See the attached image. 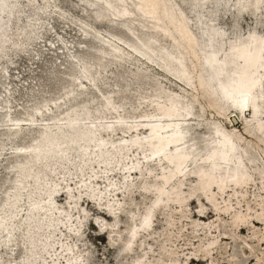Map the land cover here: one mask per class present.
Segmentation results:
<instances>
[{"label":"bare ground","instance_id":"6f19581e","mask_svg":"<svg viewBox=\"0 0 264 264\" xmlns=\"http://www.w3.org/2000/svg\"><path fill=\"white\" fill-rule=\"evenodd\" d=\"M79 1L87 5L86 9H81L84 21L80 24L86 45L94 49V42L104 41L100 50L84 56L83 65L87 71H92L91 60L102 70L109 63L104 60L106 54L110 55L113 61H119L123 59L122 53L128 54L127 51H131L135 53V60H144L149 65L161 68L163 73L172 74L181 80L189 87L183 85L185 90L192 91L195 98L199 89L206 91L207 85L199 73L204 63L201 45L205 39L196 34L185 11L192 5V0L183 4L178 0ZM247 2L250 5V9L246 10L248 14L260 9H254L260 0ZM6 6L5 0H0V26L3 13L8 9ZM55 7L59 6L55 4ZM54 11L62 18H67L65 11ZM72 18L70 20H73ZM112 21L117 25L107 23ZM102 29L108 31L111 36H102ZM140 30L147 34H139ZM160 37L169 44L168 47L156 43ZM117 41L125 45L124 48L118 47ZM257 47L260 45H254L249 53L247 47H242L237 49L235 54L252 62L251 67L255 66L264 71V55L255 50ZM187 58L191 62V68L187 66ZM173 66L177 70H172ZM218 70L217 81H227L229 77L223 75L222 77H226L222 78L219 74L220 68ZM75 73V67L67 66L63 79L51 76L47 91L58 93L64 92L63 89L70 90L69 86L74 82ZM131 75L137 81L147 80L146 74L140 69L134 70ZM251 76L252 73L248 75V79ZM260 82L257 77L253 86L248 89L239 84L237 99L232 98L228 81L223 87L224 95L232 99L231 111L238 115L244 129L248 126L246 110L252 103H257L255 100L264 96L263 88L259 87ZM117 93L108 91L103 94L101 108L91 106L89 97L80 101L75 108L70 107L52 115L48 123L35 130V136L27 145L24 141L27 131L33 125L32 112H28L23 120L15 119V125L9 129L0 131L1 136L15 142L13 156L22 158L12 167L11 192L7 186L0 197V252L13 254L14 248L9 247L8 243L15 235H18L19 239L14 237L15 243L12 246L22 248L17 252L18 259L15 258V262L12 263V260L9 264H86L83 250L71 242L79 239L77 233L80 232L81 220L85 217L84 214L81 215V210L86 211L82 207L83 204L77 209L82 201V193L93 201L96 210H103L105 213H101L112 219L117 218V211L123 207L119 195H123L125 199L126 195L130 197L133 189L139 188L142 194H149V202L145 204L142 212L136 214L134 210L131 211V225L126 228L119 246L123 257L129 255L138 240L149 236L152 218L156 211H162L164 231L161 235L164 237L158 256L150 255L144 248L130 264H193L194 261L218 264L210 256L217 249L219 241L229 236L235 239L234 231L242 230L239 228L241 224L248 222L254 229L258 222L253 218L264 222V150L250 160L256 163L251 165L255 169L253 174L241 156H238L241 148L237 144L238 137L233 138L229 133H225L223 126L217 122L210 127L213 129L214 141L211 150L206 143L200 145L195 137L190 139L193 140L189 146H185L187 135H190L191 131H185L186 127L183 125L186 124L184 121L191 119L190 112L172 101L165 107L153 104L151 113L139 112V106H136L133 116L119 114L113 120H108V117L103 115L104 111L116 114L121 107L115 104ZM25 95L35 105L49 99L41 93L27 92ZM251 97L254 99L251 100ZM10 99L2 98L0 108H8ZM59 99L54 102L57 110L62 108ZM7 112L9 110H5L1 115L7 118ZM258 112L263 113L264 110L258 109ZM231 116L227 117L230 123ZM20 121H25L27 128L20 127ZM254 126L257 130L262 128L260 124ZM118 129L122 136L113 139ZM203 152V160L195 163L197 159L202 158L200 156ZM256 160L260 162L257 163ZM97 167L100 170L96 171ZM155 167L159 170L160 180L153 177ZM75 177L78 178L74 183L77 191L68 183ZM116 177L119 179L115 180ZM192 177L197 180L199 188L185 190L186 182ZM61 178L62 182L59 181ZM98 178L105 180L102 187H98ZM8 180H3V185ZM248 187H254L257 191L253 195L260 211L255 209L253 213L249 212L252 210L249 205L245 209L242 208L244 205L241 206L239 196L243 197ZM62 190L65 191L58 195ZM198 190L204 194L207 202L212 204L214 220H203L205 203L200 202L198 212L194 213V216L199 217L197 221L191 220V213L186 211L188 201H193L192 196ZM58 196L66 199L64 208L57 205L55 198ZM234 196L237 206L231 203ZM85 202L84 199L83 203ZM87 202L90 203L89 200ZM75 214L78 216L74 217ZM225 216H229L230 220L226 221ZM96 222L101 228L105 225L107 229L109 225H102L97 219ZM188 224L193 230H200L194 236L197 237L196 241H206L195 246V240L182 232ZM120 230L121 227L117 231H103L113 233ZM258 232L253 231L251 237L256 236ZM261 239L264 241V234ZM242 242L251 251V244L245 238H242ZM109 246L110 250L117 251L112 243H109ZM187 249L191 251L184 254ZM180 257L182 260H179ZM240 264H247V261Z\"/></svg>","mask_w":264,"mask_h":264},{"label":"rangeland","instance_id":"374dc122","mask_svg":"<svg viewBox=\"0 0 264 264\" xmlns=\"http://www.w3.org/2000/svg\"><path fill=\"white\" fill-rule=\"evenodd\" d=\"M178 1L181 4L189 2V0ZM5 2L8 9L3 13L0 26V107L2 98L9 97L11 101L8 108H0V115L5 110H9L7 118L0 116V131L9 129L15 125L13 123L16 122L15 119L23 120L27 117L28 112H32L33 125L27 131L24 141V144L27 145L35 136V130L48 123L52 115H57L60 111L70 107L75 108L80 101L89 97L91 106L101 108L102 95L108 91H117L114 100L115 104L121 107L116 114H108L104 111L103 115L105 114L108 120H113L119 114L133 116V110L136 106H139V112L151 113L153 104L165 107L166 104L172 101L190 112L189 117L191 119L184 121L186 124L183 125L186 127L185 131L189 133L191 131L190 135H187L188 140L185 142V146H189L193 140L190 139L195 137L200 145L206 143V146L211 150L214 141L212 139L213 129L210 127L213 126L214 122H217L220 126H223L225 133H229L233 138L238 137L237 144L241 147L238 156H241L250 167V171L255 174V169L251 165L256 163L251 161L254 159L253 156H259V153L264 150V112H258V109L264 110V96L256 98L257 103H252L250 108L246 110L248 126L244 129L238 115L235 111H231L233 102L230 97L224 95L223 87L226 85L225 82L228 81L232 98L237 99L239 98L237 92L239 84L248 89L253 86V81L258 77L261 81L259 87L260 89L263 88L264 94V71H261V68H255V66L251 67L252 62L243 60L235 54V51L239 48L247 47L249 50L247 53H249L254 45H260L255 50L260 55H264V13H262V10L264 11V0H260V3L257 2V7L254 5V9H260L251 14L246 12L250 9L247 0H228L227 2L226 0L191 1L192 5L185 11L195 28L196 34L203 36L205 39L204 44L201 45L204 63L199 73L204 78L207 87L204 92L199 89L196 98L192 91L185 90L184 86H187L181 80L172 74L163 73L161 68L149 65L144 60H135V53L133 54L131 51H127L128 54L122 53L123 59L119 61H113V58L106 54L104 60L109 63L102 70H99L94 61L91 60L92 71H87L83 65L84 56L89 52L96 53L95 50H100L104 41L98 39V42H94V49L86 45L87 42L84 41L85 34L83 35L84 32L80 24H82L81 21H84L81 9H86L87 5L85 6L79 0H5ZM55 4L59 7H55ZM54 10L65 11L67 18H62ZM70 18L73 20H70ZM88 19L91 21V18L88 17ZM107 23L117 25L114 21ZM100 33L106 38L111 36L108 31L103 29L100 30ZM138 33L147 34L141 30ZM156 43L165 47L169 46L167 42L161 40V37L156 40ZM116 45L121 48L125 46L119 41L116 42ZM172 57L175 58L176 56L172 53ZM186 63L188 67L191 66L189 58L186 59ZM67 66H73L76 69L74 82L69 86L70 90L63 89L64 92L58 93L48 92L51 76L63 79ZM219 68L221 77L223 75L229 77L227 81L223 79L217 81L216 74ZM136 69H140L146 74V81H137L132 78L131 72ZM172 70L177 69H174L173 66ZM251 73L252 76L248 79V75ZM3 75L6 76L3 77ZM66 83L69 84L67 81ZM192 90L194 91V89ZM27 92L41 93L49 99L44 103L35 105L25 95ZM58 99L62 104L60 110L55 109L54 105V102ZM253 99L251 97V100ZM230 111L232 123L227 118L230 116L228 115ZM26 124L25 121L19 122L20 127L23 128H27L28 125ZM255 124H260L262 128L257 130ZM121 136L122 132L118 129L114 133L113 139ZM15 148L14 141L0 135V197L7 186L11 192L12 167L22 159L13 156L12 152ZM204 155L205 152L200 156L202 158L197 159L195 163L201 162ZM256 162L260 161L256 160ZM190 167L193 168L192 165ZM98 170H100L99 167L96 168V171ZM153 177L160 180L159 170L156 167L153 171ZM7 179H9L8 182L3 185V180ZM118 179L119 177L115 178V180ZM49 180L52 182L51 178ZM77 180L78 178L75 177L74 180L68 182L72 184L74 191H77L74 184ZM96 180L100 182L98 187L104 185L103 181L105 180L101 178ZM96 180L95 182H97ZM59 181L62 182V178ZM64 185L65 182L62 183V186ZM184 187L185 190H191L193 187L199 188L197 180L193 177L186 182ZM64 191L62 190L58 195ZM256 192L254 187H248L244 196H239L241 206L244 205L242 208L245 209L249 205L252 207V210L249 211L251 213L255 209L260 211L253 195ZM119 198L123 207L117 211V218L112 219L108 216L105 217L101 213V211L104 212L103 210H96L93 201L82 193V201H80L77 209H80L81 204H83L82 207L86 211L81 210V215L84 214L85 217L81 220L80 232L77 233L79 239L76 238L73 241L70 238V240H72V244H76L83 250L86 264H130L133 258L142 253L144 248L150 255L158 256L164 237L161 235L164 231L162 211H156L155 216L152 218L149 236L146 235L138 240L136 247L130 251L128 256H122L119 246L125 236L126 228L131 225V211L134 210L136 214L142 212L150 197L149 194H142V190L139 188L133 189L130 197L126 195L123 199V195H119ZM84 199L86 200L85 203H83ZM55 200L57 205L62 208L66 205L64 197L58 196ZM192 200V202L188 201L189 205L186 207V211L191 213V220L196 219L197 221L199 219L198 216H194V213L198 212L200 202L205 203L203 207L205 217L203 220L208 222V220L215 219L213 206L207 202L204 194L198 190L192 196ZM231 203L234 204L233 206H237L235 196ZM77 216V214L74 215V217ZM96 219L102 225L109 223L107 226L109 231H112V229L117 231L120 227L121 230L113 233L105 232L107 230L105 225L104 228H101ZM225 219L226 221L230 220L229 216H225ZM253 220L258 222L254 229L248 222L241 224L239 228H242V230H232L236 234L235 239L229 236L227 239L219 241L217 251L215 250L210 258L218 264H240L245 261H247V264H264V241L261 239L262 234H264V222L255 218ZM197 231L200 230H193L189 224L182 231L185 236L190 237L193 241L195 240V246L206 241L205 239L196 241L197 237L194 236L197 235ZM253 231L259 232L256 236L251 237ZM18 233L19 231H17ZM16 236L19 239V236L15 235L12 237V241L8 243L9 247L14 248L13 254L0 252V264H9L12 260V263H14V259L18 257L17 252L22 250L21 246H12L15 243L14 237ZM242 238H245L251 244V251L243 244ZM109 243H112L117 251L110 250ZM190 251L187 249L184 254ZM225 251L226 253H224ZM8 252H11V250H8ZM198 257L201 258L202 256L198 255ZM151 259L152 257H150ZM179 260H182V257ZM193 264L202 263L194 261Z\"/></svg>","mask_w":264,"mask_h":264}]
</instances>
